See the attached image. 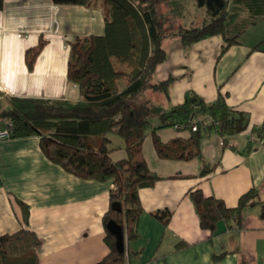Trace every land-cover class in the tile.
Masks as SVG:
<instances>
[{
	"label": "crops",
	"instance_id": "crops-1",
	"mask_svg": "<svg viewBox=\"0 0 264 264\" xmlns=\"http://www.w3.org/2000/svg\"><path fill=\"white\" fill-rule=\"evenodd\" d=\"M226 2L224 32L184 46L172 31L201 25L211 17L207 7L197 0L158 1L166 57L157 64L155 79L167 80V91L145 94L155 112L153 124L160 111L181 103L191 89L205 101L221 92L232 108L249 115V127L232 136L211 132L201 138L207 174H201L197 157H160L152 133L145 136L143 154L159 179L139 189L143 210L138 235L126 245L129 264H264V134L258 136L264 127V0ZM164 4L175 7L159 11ZM0 13V109L11 106L12 97L79 99L78 85L67 76L70 42L103 33L101 0L87 5L3 0ZM235 36L238 42L223 50L226 39ZM41 38L44 45L29 69L26 50ZM156 132L163 142L191 134L175 126ZM108 137L111 158L125 157L124 139L115 132ZM112 187V179L83 178L50 160L37 134L0 139V234L34 230L40 238L39 264H88L108 252L103 215ZM252 187L262 204L245 207L239 224L220 220L214 231L201 225L190 189L200 188L233 207ZM163 209L171 211L167 224L154 214Z\"/></svg>",
	"mask_w": 264,
	"mask_h": 264
},
{
	"label": "trees",
	"instance_id": "trees-1",
	"mask_svg": "<svg viewBox=\"0 0 264 264\" xmlns=\"http://www.w3.org/2000/svg\"><path fill=\"white\" fill-rule=\"evenodd\" d=\"M158 1L101 0L105 10L103 33L77 36L70 42L67 76L78 85L79 99L12 97L11 106L0 109V117H9L13 122L12 136L39 135L44 154L65 170L83 178L112 179L114 187L110 189L109 207L103 215L108 252L88 264H122L126 245L138 235L143 210L139 189L159 179L148 167L142 150L143 139L149 132L160 157H197L203 166L201 174H207L210 167L199 147L201 138L211 132L232 136L249 127V115L232 108L221 92L214 100L205 101L191 89L185 91L181 103L160 111L158 122L153 124L155 112L145 92L167 91V80L155 79L156 66L166 57L161 43L165 30ZM53 2L87 5L94 1ZM197 3L205 5L211 17L199 26L178 25L175 33L184 46L223 33L229 22L226 0H197ZM226 41L223 50L238 42L236 36ZM43 45L41 38L37 45L26 50L29 69ZM166 126L189 129L191 134L186 139L175 137L163 142L156 129ZM109 132L124 139L125 157L111 158ZM258 132L261 137L264 127ZM189 194L201 225L211 231L220 220L231 222V226L239 224L245 207L262 204L255 187L240 195L233 207L213 195H205L200 188L190 189ZM114 203H119L120 209ZM154 214L164 224L171 217L169 209ZM110 220L122 231L119 243L107 226ZM39 243V236L29 228L0 234V264H39Z\"/></svg>",
	"mask_w": 264,
	"mask_h": 264
},
{
	"label": "built area",
	"instance_id": "built-area-1",
	"mask_svg": "<svg viewBox=\"0 0 264 264\" xmlns=\"http://www.w3.org/2000/svg\"><path fill=\"white\" fill-rule=\"evenodd\" d=\"M3 98V94L0 93V102L1 99ZM12 132H13V122L11 118L9 117H0V139L4 138H9L12 137ZM254 137V136H252ZM128 251L125 250V260L122 264H129L128 263ZM142 264H156L153 260H149L145 263Z\"/></svg>",
	"mask_w": 264,
	"mask_h": 264
},
{
	"label": "water",
	"instance_id": "water-1",
	"mask_svg": "<svg viewBox=\"0 0 264 264\" xmlns=\"http://www.w3.org/2000/svg\"><path fill=\"white\" fill-rule=\"evenodd\" d=\"M114 207L120 209V204L119 203H114ZM107 226L113 233L116 234L117 240H118V243H119V241H121V239L123 238L121 229L117 226V224L113 220H110L108 222Z\"/></svg>",
	"mask_w": 264,
	"mask_h": 264
},
{
	"label": "rangeland",
	"instance_id": "rangeland-1",
	"mask_svg": "<svg viewBox=\"0 0 264 264\" xmlns=\"http://www.w3.org/2000/svg\"><path fill=\"white\" fill-rule=\"evenodd\" d=\"M94 1V3H97V0H93ZM189 0H181V3L182 4H184V3H186V2H188ZM170 2H173V1H170ZM166 6H167V9L168 10H170V11H172L173 9H174V4L172 5V4H167V5H162V7H161V9L159 10V11H162L163 12V10L162 9H166ZM172 34H174V35H177L176 33H175V29H174V33H173V31H172Z\"/></svg>",
	"mask_w": 264,
	"mask_h": 264
},
{
	"label": "clouds",
	"instance_id": "clouds-1",
	"mask_svg": "<svg viewBox=\"0 0 264 264\" xmlns=\"http://www.w3.org/2000/svg\"><path fill=\"white\" fill-rule=\"evenodd\" d=\"M4 20V15L3 13H0V21H3Z\"/></svg>",
	"mask_w": 264,
	"mask_h": 264
}]
</instances>
